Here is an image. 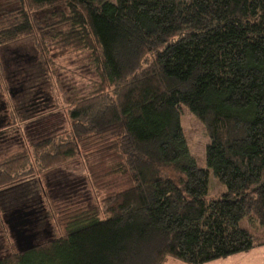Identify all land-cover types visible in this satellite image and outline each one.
<instances>
[{
  "label": "trees",
  "instance_id": "obj_1",
  "mask_svg": "<svg viewBox=\"0 0 264 264\" xmlns=\"http://www.w3.org/2000/svg\"><path fill=\"white\" fill-rule=\"evenodd\" d=\"M17 1L0 16V51L34 43L27 95L49 76L47 39L90 48L98 81L68 98L63 131L0 163L7 222L39 231L57 215L62 228L33 233L0 264H204L250 250L254 237L239 221L264 228V0ZM47 9L53 20L40 24ZM12 51L13 67L29 60ZM4 70L0 57L1 84ZM182 105L209 138L206 168L189 154ZM73 159L95 205L46 210L42 176ZM210 171L226 188L218 197H206Z\"/></svg>",
  "mask_w": 264,
  "mask_h": 264
},
{
  "label": "rangeland",
  "instance_id": "obj_2",
  "mask_svg": "<svg viewBox=\"0 0 264 264\" xmlns=\"http://www.w3.org/2000/svg\"><path fill=\"white\" fill-rule=\"evenodd\" d=\"M17 4V0H0V16L8 10L15 8ZM54 13L55 10L53 9L40 11L37 14L40 18L39 23H45L46 19L53 20ZM15 49L19 50L20 53L27 54V58H29L26 62H22V66L20 65L19 68L12 65L11 58L13 51L10 52V50ZM0 57L4 61L6 70L3 72L5 78L4 84H1L0 81V96L2 99L7 100L9 106L6 112L3 111L9 115L7 116V123L9 124L6 127L3 126L0 130L1 163L13 153L22 151L28 144L63 131L68 125L65 109L68 104V98L70 96L78 98L87 96L94 87L95 82L98 81V75L90 48L75 49L70 46L63 47L59 43L47 39L46 57L49 61V67H46V69L49 70V76L45 77L43 75V78L39 79L38 89L44 95L51 96L52 107H47L30 118L24 115L23 112H18V118L15 119V115L18 113L14 115L9 104L13 105L17 99H19L17 102L25 100L28 93H26L27 89L32 83H35L34 79L36 77L34 71L36 70L37 51L32 40L25 38L21 41L8 44L6 50L0 51ZM33 68L34 70H32ZM8 70L12 72L8 73ZM24 70L25 72H22ZM48 70L46 71L48 72ZM43 71L45 72L44 68ZM21 72L28 75L25 80H21L18 83L16 81L21 79ZM20 85L23 87V91L15 92L13 90L15 96H10L7 91L8 87L12 86L18 90ZM180 124L189 154L194 163L199 167L206 168L205 146L209 138L205 133L202 123L185 105H182L180 111ZM42 183L47 194L46 197L48 198L44 208L48 211L51 210V207L66 206L67 204H82L87 208H91L96 203L93 190L87 182L85 169L78 159L70 160L61 166L48 170L42 176ZM225 190L224 184L219 182L210 171L206 197H218ZM58 220L59 217L55 215L43 229L35 231L31 227H28L29 230L26 232L25 229L20 227L15 229L12 223L7 222V215L0 211V257L16 251L24 244V241L28 238L32 239L33 233H36L35 236L39 238H50L60 234L62 228L57 224ZM239 225L251 232L256 244L246 252H239L226 258L214 259L204 264H264V244H260L264 240V228L256 219L249 217L242 218L239 221ZM20 230H23V234L16 235L15 233ZM163 264L186 263L177 258L167 256Z\"/></svg>",
  "mask_w": 264,
  "mask_h": 264
},
{
  "label": "flooded vegetation",
  "instance_id": "obj_3",
  "mask_svg": "<svg viewBox=\"0 0 264 264\" xmlns=\"http://www.w3.org/2000/svg\"><path fill=\"white\" fill-rule=\"evenodd\" d=\"M16 82H18V80ZM13 90L15 92L23 91V87L20 85L18 90H16L15 87L9 86L7 91L9 92L10 96H12V97L15 96L14 95L15 92ZM12 97H11V99H12ZM18 100L19 99H17V101ZM17 101L14 102L13 105L9 104L11 107V111H13V114L15 115L18 112L19 113L23 112L24 115H26L29 118L31 116H33L34 114H36L37 112L43 111L47 107L51 108L52 104H53V103H51V96H49L47 94L44 95L43 92L40 91V89L35 90L30 95H27L25 100H21V102H17ZM8 108H9V106L7 104V100L2 99V97L0 96V130L3 128V126L6 127V125L9 124V123H7L8 122L7 116H9V115L7 113H5L8 110ZM3 111H5V112H3ZM2 112H3V114H2ZM19 113L17 115H15V119L18 118ZM10 123H12V122L10 121Z\"/></svg>",
  "mask_w": 264,
  "mask_h": 264
},
{
  "label": "water",
  "instance_id": "obj_4",
  "mask_svg": "<svg viewBox=\"0 0 264 264\" xmlns=\"http://www.w3.org/2000/svg\"><path fill=\"white\" fill-rule=\"evenodd\" d=\"M29 237V236H27ZM22 239H25V238H22ZM25 245H31L32 244V239L31 238H28L26 241H24Z\"/></svg>",
  "mask_w": 264,
  "mask_h": 264
}]
</instances>
